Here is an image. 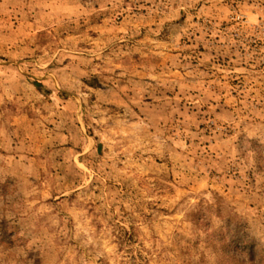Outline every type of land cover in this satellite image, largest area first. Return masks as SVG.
I'll return each mask as SVG.
<instances>
[{"label":"rangeland","instance_id":"1","mask_svg":"<svg viewBox=\"0 0 264 264\" xmlns=\"http://www.w3.org/2000/svg\"><path fill=\"white\" fill-rule=\"evenodd\" d=\"M238 222L264 250V0H0V264H220Z\"/></svg>","mask_w":264,"mask_h":264},{"label":"trees","instance_id":"2","mask_svg":"<svg viewBox=\"0 0 264 264\" xmlns=\"http://www.w3.org/2000/svg\"><path fill=\"white\" fill-rule=\"evenodd\" d=\"M195 213L194 208V216ZM230 236L225 238L224 233L218 237L220 242V264H262L264 250L244 230V224L238 222L235 227H230ZM228 229V230H229Z\"/></svg>","mask_w":264,"mask_h":264}]
</instances>
